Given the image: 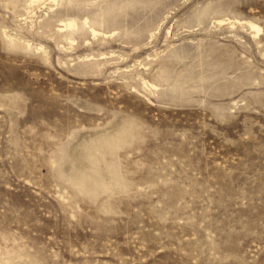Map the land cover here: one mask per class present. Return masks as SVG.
<instances>
[{"label":"rangeland","instance_id":"1","mask_svg":"<svg viewBox=\"0 0 264 264\" xmlns=\"http://www.w3.org/2000/svg\"><path fill=\"white\" fill-rule=\"evenodd\" d=\"M56 2L0 0V264H264V0Z\"/></svg>","mask_w":264,"mask_h":264},{"label":"bare ground","instance_id":"2","mask_svg":"<svg viewBox=\"0 0 264 264\" xmlns=\"http://www.w3.org/2000/svg\"><path fill=\"white\" fill-rule=\"evenodd\" d=\"M35 1H37V0H32V3H34ZM53 1H57V0H53ZM57 3V2H56ZM221 21V20H220ZM68 22H66V24H67ZM223 23V22H222ZM64 25V24H63ZM70 26V28L72 27V29H73V27H75V22H69V24H68V27ZM252 28H254V30H255V28L256 29H259V27L257 26V25H255V24H252ZM64 29V28H63ZM262 29V28H261ZM260 29V30H261ZM256 31V30H255ZM259 31V30H258ZM258 31H257V33H258ZM99 33V32H98ZM89 59V58H88ZM147 84V83H146ZM151 85V84H150ZM156 87V86H155Z\"/></svg>","mask_w":264,"mask_h":264}]
</instances>
